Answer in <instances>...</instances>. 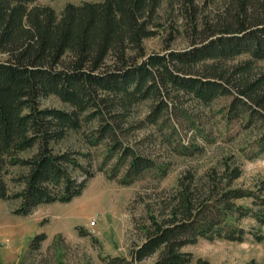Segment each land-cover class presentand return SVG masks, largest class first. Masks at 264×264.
I'll list each match as a JSON object with an SVG mask.
<instances>
[{
  "label": "trees",
  "instance_id": "1",
  "mask_svg": "<svg viewBox=\"0 0 264 264\" xmlns=\"http://www.w3.org/2000/svg\"><path fill=\"white\" fill-rule=\"evenodd\" d=\"M161 1H67L57 12L36 0H0V199H19L13 211L27 214L41 202H67L80 193L92 170L77 155L87 153L56 144L84 120H97V133H84L89 143L110 142L105 158L115 160L109 177L122 167L118 179L130 183L155 168L116 131L130 106L144 98L153 100L145 118L155 123L173 93L200 101L231 94L227 118L259 129L245 157L264 152V73L250 77L244 63L229 75L221 63L239 53L264 57V0H206L220 6L213 23L195 20V1L181 0L191 6L184 18L197 38L181 50L146 51L142 41L156 32ZM53 94L70 108L39 105V97ZM12 166L22 168L13 176L22 186L9 191L5 175ZM156 169L163 173L164 165ZM240 175V163L223 155L201 177L193 171L177 176L168 211L147 205L143 239L129 258L106 256L103 264H207L180 246L199 237L242 240L251 232L242 224L246 217L264 226V179L246 187L234 183ZM43 237L36 233L29 247Z\"/></svg>",
  "mask_w": 264,
  "mask_h": 264
},
{
  "label": "rangeland",
  "instance_id": "2",
  "mask_svg": "<svg viewBox=\"0 0 264 264\" xmlns=\"http://www.w3.org/2000/svg\"><path fill=\"white\" fill-rule=\"evenodd\" d=\"M36 1L50 4L58 12L67 1L83 0ZM183 1H161L156 9L155 18L159 22L156 32L142 41L146 51L181 50L190 44L191 36L197 38V33L191 35L187 24L190 18L185 20V8L191 11V6L182 5ZM194 1L197 5L195 20L213 23L219 4ZM221 63L227 74L234 65L244 63L248 76L264 73V57L254 59L247 53L231 56ZM230 98L231 94H221L210 101H200L189 93H173L165 97L167 106L160 111L155 123L145 118L153 100L144 98L134 102L116 131L124 143L152 158L156 167L164 165V172L156 167L146 169L130 183L118 179L122 167L114 176H108L115 160L114 156L105 158L108 139L97 144L86 140L84 133H97V120H84L78 128L69 129L56 147L86 152L85 156L78 154L77 159L92 170V175L70 201L41 202L27 214L13 211L19 199H0V264H103L106 256L119 254L129 258V250L143 239L147 205L165 212L175 193L177 176L193 171L195 176L201 177L206 170L217 166L223 155H232L241 165V175L234 183L247 187L264 179V152L245 157L259 129L244 126L240 118H227L225 112ZM39 105L70 108L54 94L39 97ZM21 169L12 166L5 175L9 191L22 186L13 178ZM71 173L77 178L84 176L78 169ZM242 224L251 228L242 240L199 237L180 246V250L190 252L192 259L203 258L207 264H264V226L249 217L244 218ZM38 232H44L45 237L38 247L30 248L29 241ZM253 232L262 237H256ZM153 257L148 256L142 263Z\"/></svg>",
  "mask_w": 264,
  "mask_h": 264
}]
</instances>
